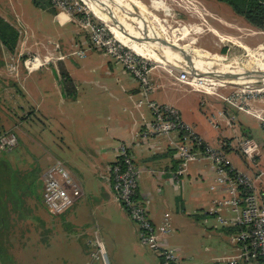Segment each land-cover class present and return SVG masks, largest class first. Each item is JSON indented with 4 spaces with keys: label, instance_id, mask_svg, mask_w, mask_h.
<instances>
[{
    "label": "crops",
    "instance_id": "obj_1",
    "mask_svg": "<svg viewBox=\"0 0 264 264\" xmlns=\"http://www.w3.org/2000/svg\"><path fill=\"white\" fill-rule=\"evenodd\" d=\"M28 1L34 4L29 21L15 9L18 0H0V17L18 35L12 50L0 42V129L17 138L15 148L0 152V264H161L140 244L113 193L111 167L120 146L127 147L140 170L137 196L149 219L158 226L165 214L169 217L164 245L176 248L183 264H230L220 258L236 253L239 229L218 220L235 212L223 204L230 193L210 161L188 162L176 183L171 174L180 162L170 140L141 135L153 121L150 102L174 107L204 145L223 147L232 171L264 191V137L254 138L258 129L264 136V108H254L249 100L246 110L228 105L215 110L211 96L171 75L168 63L165 72L152 67L153 90L145 92L121 62L92 45L91 29L78 24L74 14L51 0ZM155 33L173 43L156 31L154 38ZM137 46L143 55L145 47ZM28 56L35 61L27 63ZM246 136L249 154L242 150ZM56 162L79 181L82 195L52 216L42 206V176ZM184 222L204 227L220 244L182 245L175 231Z\"/></svg>",
    "mask_w": 264,
    "mask_h": 264
},
{
    "label": "built area",
    "instance_id": "obj_2",
    "mask_svg": "<svg viewBox=\"0 0 264 264\" xmlns=\"http://www.w3.org/2000/svg\"><path fill=\"white\" fill-rule=\"evenodd\" d=\"M55 7L75 15V20L82 26L91 29V43L100 50L112 55L124 68L133 75L145 92L152 91L150 72L154 59L136 53L129 46L117 41L104 25L93 23L86 9L76 0H51ZM35 61L28 58L27 63ZM179 65V64H178ZM177 64H171L169 73L176 75L178 80L188 85H196V77L184 70L178 69ZM227 102L238 110H246L248 99L255 100V94L246 97L245 90H237L231 94ZM247 98V99H246ZM153 121L143 132L142 139L147 137H166L175 150L180 165L171 174L176 183L185 173L188 162L207 159L211 168L217 174L219 184H224L229 190L230 198L223 204L232 206L235 217L231 219L218 217L223 226H236L238 247L234 255L220 258L230 264H264V201L258 203L255 195L254 181L247 175L233 172L223 147L213 148L204 145L200 137L185 124L180 112L171 106L156 101L149 103ZM175 134L171 139V135ZM249 143L242 150L249 154ZM17 145L14 134L0 129V152L10 151ZM264 175V171L260 173ZM139 168L135 165L133 156L126 146H120L117 159L111 167L112 190L128 219L135 227L140 244L161 259V264H183L176 248L164 245V238L169 234V217L165 214L160 225H155L149 219L143 203L137 198ZM43 190L41 202L47 213L57 216L68 210L77 198L82 195L79 181L60 162L49 166L43 173ZM214 189L213 187L211 188ZM100 258L105 262V254L100 242Z\"/></svg>",
    "mask_w": 264,
    "mask_h": 264
},
{
    "label": "rangeland",
    "instance_id": "obj_3",
    "mask_svg": "<svg viewBox=\"0 0 264 264\" xmlns=\"http://www.w3.org/2000/svg\"><path fill=\"white\" fill-rule=\"evenodd\" d=\"M77 1L86 10H90L89 13L92 16L93 22L104 24L106 29L111 32L109 29L114 25L113 21L107 22L103 20L94 10L85 6L82 0ZM125 1L132 8V5H135L140 14L149 20L156 30L159 29L161 31L158 30L163 38L173 42L176 46L187 48L186 50L189 49L192 61H196L193 57H200L202 60L211 57L216 59L238 57L240 58L238 63L244 68V71L246 70L249 73L254 71L264 72V29L249 25L225 3L217 0H140L143 5L136 0ZM152 1L159 2L152 3ZM15 9L21 12L24 17L28 15L29 21L32 17L31 13L34 10V4L28 0H18L15 3ZM36 21L32 20L33 24ZM134 22L142 27L135 16ZM182 28H186V33L180 31ZM174 31L177 32L174 33ZM111 34L113 33L111 32ZM128 43L145 47V50H143L144 54H147L149 51L150 53L152 52L150 48L142 43V40L129 39ZM2 56L4 58V54L0 50V57L2 58ZM6 56L8 59H12L13 52H8V55L5 54ZM28 58L32 57H26V59ZM153 66H157L165 72L170 65L168 66L166 62L158 60L153 61ZM196 83L192 88L202 94H209L214 103L213 108L215 110L227 108V105L230 106L227 100H231V94L242 89L246 91V97L248 95L251 96L250 94H255V100H252L251 97L248 99L252 100L251 105L254 108H264V85H234L230 82H225L227 83L225 85H213L209 80L205 82L197 81ZM262 137L264 136H262L258 129L254 138L261 140ZM249 140L246 136V143H249ZM36 179L34 181L38 186ZM255 191L258 203L264 201V191L258 190L257 187H255ZM184 223L175 231V236L178 241L183 243L182 245L186 242H192L198 248L203 249L204 246L215 248L220 244L219 240H215V237L211 238L205 234L204 227L195 228L187 222Z\"/></svg>",
    "mask_w": 264,
    "mask_h": 264
},
{
    "label": "bare ground",
    "instance_id": "obj_4",
    "mask_svg": "<svg viewBox=\"0 0 264 264\" xmlns=\"http://www.w3.org/2000/svg\"><path fill=\"white\" fill-rule=\"evenodd\" d=\"M86 6L95 11V13L107 22H114V25L110 27V31L113 33V36L124 45L129 46L136 53L137 46L129 44V39L140 40L142 38H150L152 41H144L142 43L151 49L145 56L150 58L152 56L156 60H162L166 64H179L180 66H185V62L182 57L171 51L168 47L161 45L160 42L154 41L157 38H160L157 33H155V38L153 33L158 30L154 28L150 22L143 19V17L138 14L134 8L130 7L125 0H83ZM90 11V10H89ZM112 12V13H111ZM135 18L141 23L142 27L134 22ZM144 28V29H143ZM153 33H152V31ZM181 30H186L182 28ZM186 32V31H185ZM159 33V32H158ZM160 34V33H159ZM189 51V50H187ZM159 53V54H158ZM192 56V55H191ZM196 61H190L188 68H193L198 72L203 73H213V76L201 77L195 76L196 81L205 82L209 80L213 85L222 84L225 85L230 82L234 85H264V72H258L257 74H252L244 71V68L239 65L240 58L238 57H224V58H206L205 60L200 59V57L194 58ZM202 61H198V60ZM155 60V61H156ZM216 75V78L214 77ZM255 87V86H254Z\"/></svg>",
    "mask_w": 264,
    "mask_h": 264
},
{
    "label": "trees",
    "instance_id": "obj_5",
    "mask_svg": "<svg viewBox=\"0 0 264 264\" xmlns=\"http://www.w3.org/2000/svg\"><path fill=\"white\" fill-rule=\"evenodd\" d=\"M217 1L228 5L236 15L242 17L249 25L264 29V0ZM17 37V31L0 17V42L12 50L15 47Z\"/></svg>",
    "mask_w": 264,
    "mask_h": 264
},
{
    "label": "water",
    "instance_id": "obj_6",
    "mask_svg": "<svg viewBox=\"0 0 264 264\" xmlns=\"http://www.w3.org/2000/svg\"><path fill=\"white\" fill-rule=\"evenodd\" d=\"M136 40L139 41L140 39L137 38ZM141 40L152 41V39H150V38H142ZM154 41H158V42H160L161 45H164V46L168 47L171 51H174L175 53H178L182 57V59L184 61H186L185 62V66H180L178 69L184 70V71L188 72L192 76H201V77H206V76L211 77V76H213L212 72L203 73V72H198V71H196L193 68H188V65H189L188 63L191 61L192 57L190 56L189 53L185 52L184 48H180L179 46H176L175 44L170 43V42H168V41H166L164 39H160V38L159 39L157 38ZM258 72L259 71H254V72H251V73L252 74H257ZM214 77L216 78V75H214ZM262 84H264V83H262Z\"/></svg>",
    "mask_w": 264,
    "mask_h": 264
}]
</instances>
